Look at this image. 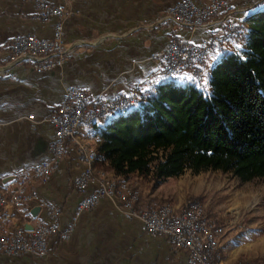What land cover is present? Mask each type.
<instances>
[{
  "label": "crops",
  "instance_id": "1",
  "mask_svg": "<svg viewBox=\"0 0 264 264\" xmlns=\"http://www.w3.org/2000/svg\"><path fill=\"white\" fill-rule=\"evenodd\" d=\"M48 1L63 6L61 40L71 47V53L49 69L36 70L26 60L10 62L4 68L0 76V176L50 157L53 127L46 117L56 109L64 86L74 84L88 94L110 98L129 93L135 84L157 72L160 61L154 55L168 40L172 24L166 13L177 0ZM228 1L240 18L264 5L260 0ZM34 12L33 0H0V64L6 60L13 35L51 36L52 18H36ZM209 31L206 26L192 31L176 29L178 36L192 40L205 37ZM96 127L82 126L76 135L94 146ZM83 167L74 142L67 139L63 155L49 175L43 181L28 183L36 198L20 208L1 209V226L20 222L27 226L32 221V207L44 217L43 205L51 204L58 208L59 226L72 228L66 238L49 236L44 255L0 252V264H185L182 250L172 247L165 237L144 233L136 217L116 208L114 196L102 197L74 214L77 202L96 187L95 179L83 188L75 186ZM105 173L114 178L111 171ZM130 181L139 191L138 208L166 195L160 192L162 180L154 187L149 176ZM4 213L8 217L4 218ZM221 261L228 263L227 258Z\"/></svg>",
  "mask_w": 264,
  "mask_h": 264
},
{
  "label": "built area",
  "instance_id": "2",
  "mask_svg": "<svg viewBox=\"0 0 264 264\" xmlns=\"http://www.w3.org/2000/svg\"><path fill=\"white\" fill-rule=\"evenodd\" d=\"M36 18H52V33L49 38H41L33 33H19L11 37L7 44V55L0 64V76L10 62L26 60L36 70L49 69L61 64L71 53V47L61 40L63 6L48 0H33ZM171 22L166 44L154 55L164 73H177L203 77L206 62L213 58L215 50L224 44L239 43L244 24L234 14L227 0H177L166 13ZM206 26L209 33L192 40L178 36L176 29L189 30ZM139 100V86L135 84L129 93H118L110 98L101 94H88L74 84L64 86L56 109L49 113L46 120L53 127L49 142L50 157L38 163L0 176V211L3 207L20 208L35 199L33 188L28 186L32 180L43 181L56 167L63 155L67 139L74 142L75 150L84 167L75 179V186L83 188L87 182L96 180V187L82 197L74 208V214L92 207L102 197H115L116 208L123 214L136 217L140 229L149 235L165 237L172 247L182 250L185 264H217L218 243L224 226L214 216L202 212L200 200L186 201L189 213H182L181 206L168 207L151 204L136 207L138 188L127 178L115 180L107 173L97 174L87 170L91 162V152L87 142H81L76 132L82 126L97 125L101 116L110 109L123 108L136 104ZM45 216L35 214L30 227L21 222L13 226L0 225V252L18 254L32 252L44 255L47 251L49 236L66 238L72 226H59L58 208L44 204ZM3 217H8L7 213ZM241 264H261L259 262Z\"/></svg>",
  "mask_w": 264,
  "mask_h": 264
},
{
  "label": "trees",
  "instance_id": "3",
  "mask_svg": "<svg viewBox=\"0 0 264 264\" xmlns=\"http://www.w3.org/2000/svg\"><path fill=\"white\" fill-rule=\"evenodd\" d=\"M244 20L238 49L216 52L203 77L160 66L138 84V104L94 129L95 170L157 183L184 168L264 176V5Z\"/></svg>",
  "mask_w": 264,
  "mask_h": 264
},
{
  "label": "rangeland",
  "instance_id": "4",
  "mask_svg": "<svg viewBox=\"0 0 264 264\" xmlns=\"http://www.w3.org/2000/svg\"><path fill=\"white\" fill-rule=\"evenodd\" d=\"M241 23L247 26L244 18H241ZM239 46L240 43L227 42L222 48L237 50ZM212 59L207 61L206 68ZM99 125L101 124L96 126ZM80 141L87 142L89 148L95 150L88 140L80 139ZM89 164L95 170L94 163ZM105 172L98 170L97 174H105ZM114 179L119 178L114 177ZM158 183L154 182L153 187ZM159 188L162 194L164 192L166 194L163 201L157 199L154 203L147 202L145 206L166 204V206L184 208L187 205L184 204L186 201L200 200L204 205V212L214 216L223 224L224 232L220 237L218 248L220 253L218 261L221 264H223L222 258H227V264L241 262L264 264V176L240 181L230 172L219 169L208 168L192 172L184 168L176 176L162 180Z\"/></svg>",
  "mask_w": 264,
  "mask_h": 264
},
{
  "label": "bare ground",
  "instance_id": "5",
  "mask_svg": "<svg viewBox=\"0 0 264 264\" xmlns=\"http://www.w3.org/2000/svg\"><path fill=\"white\" fill-rule=\"evenodd\" d=\"M229 2V1H228ZM230 4V3H229ZM234 12V11H233ZM240 23H241V18H240ZM244 24V23H243ZM246 29H247V26L244 24V29L241 31V38H240V42L242 41L245 33H246ZM239 42V43H240ZM216 51H219V50H215ZM208 61V60H207ZM206 65H207V62H206ZM168 77H171V78H180L181 76H186V75H178L177 73H165ZM138 102V101H137ZM136 102V103H137ZM132 105H136V104H128L126 105L125 107L123 108H115V109H110L107 113L103 114L101 116V118L97 121V124H102L108 117L111 116V114H116V113H123L125 112L126 110H128ZM108 120V119H107ZM96 126V125H94ZM89 151L91 152V162L95 159L96 157V153H95V150H92L89 148ZM89 165V168L87 170H92L93 168L90 167V164L87 163ZM94 170V169H93ZM204 205H202V212H204ZM168 207H172V206H168ZM181 212L182 213H189V204H187L184 208H181ZM220 243V241H219ZM219 243H218V248H219ZM220 254V253H219ZM220 255L217 256V264H221V262L218 261V257ZM221 258V257H220ZM247 263H252V262H247ZM241 264V263H239Z\"/></svg>",
  "mask_w": 264,
  "mask_h": 264
},
{
  "label": "water",
  "instance_id": "6",
  "mask_svg": "<svg viewBox=\"0 0 264 264\" xmlns=\"http://www.w3.org/2000/svg\"><path fill=\"white\" fill-rule=\"evenodd\" d=\"M36 209H37L36 206H34V207H32V208L30 209L29 213H30V215H31L32 217L35 216V214H36ZM25 227H30V224H29V225L27 224V226H25Z\"/></svg>",
  "mask_w": 264,
  "mask_h": 264
}]
</instances>
